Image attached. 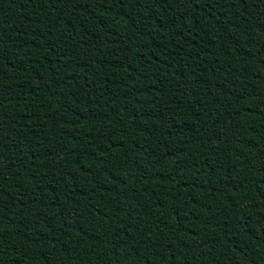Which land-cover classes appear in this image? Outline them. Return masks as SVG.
Returning <instances> with one entry per match:
<instances>
[{
  "label": "trees",
  "instance_id": "1",
  "mask_svg": "<svg viewBox=\"0 0 264 264\" xmlns=\"http://www.w3.org/2000/svg\"><path fill=\"white\" fill-rule=\"evenodd\" d=\"M0 264H264V0H0Z\"/></svg>",
  "mask_w": 264,
  "mask_h": 264
}]
</instances>
